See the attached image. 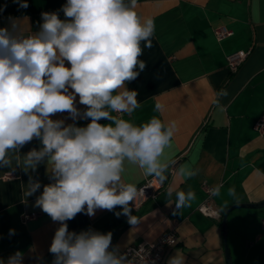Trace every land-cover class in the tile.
I'll list each match as a JSON object with an SVG mask.
<instances>
[{
  "label": "crops",
  "instance_id": "crops-1",
  "mask_svg": "<svg viewBox=\"0 0 264 264\" xmlns=\"http://www.w3.org/2000/svg\"><path fill=\"white\" fill-rule=\"evenodd\" d=\"M27 3L24 9L14 0H0V28L36 35L43 24L42 13L56 12L61 20L66 19L62 6L67 0ZM136 11L155 23L153 46L145 48L142 42L143 54L138 57L146 67L125 84L129 91H137L140 107L131 116L112 115L136 125L153 116L165 124L175 122L171 146L160 158L167 165V178L154 198L134 203L131 214L138 220L135 225L123 214L117 217L115 213L122 211L117 207L112 211L97 209L92 216L77 214L67 221L68 230L80 233L91 229L104 234L119 228L110 250L115 247L121 251L174 229L177 243L166 251L164 264L174 257L182 264H227L224 210L235 203L264 200V137L253 127L264 111V0H137ZM220 24L232 32L217 40L213 27ZM248 48L247 57L231 73L226 55ZM222 89L227 96L218 95ZM157 103L163 106L160 112L154 111ZM76 107L81 116L75 120L67 112L51 118L63 120L65 126L75 123L85 127L90 118H83L86 106L79 103L78 95ZM41 148L40 140L34 138L18 152L9 151L11 164L0 167V260L5 262L16 251L24 254V264H52L54 259L49 247L60 224L35 206L43 186L53 182L48 171L51 165L45 157L35 170L26 171L23 163L29 151ZM182 167L197 174L181 175ZM146 177L138 165L124 162L123 183L138 185ZM30 178L41 187L25 197ZM216 185H222L220 195H212L211 204L219 215L208 216L197 207L207 195L205 188ZM230 188L235 189V196L229 195ZM178 191L195 193L189 207L176 209ZM24 212L38 215L24 223ZM226 222L232 263L264 264V206L233 208ZM10 230L14 234L10 235Z\"/></svg>",
  "mask_w": 264,
  "mask_h": 264
},
{
  "label": "clouds",
  "instance_id": "clouds-1",
  "mask_svg": "<svg viewBox=\"0 0 264 264\" xmlns=\"http://www.w3.org/2000/svg\"><path fill=\"white\" fill-rule=\"evenodd\" d=\"M14 2L20 8L29 6L27 0ZM136 8L137 0H67L62 6L66 19L56 12L42 13L36 35L23 38L0 28V167L11 164L9 151L40 140L42 148L29 151L23 163L26 171L35 170L45 157L51 165L53 182L43 186L35 206L60 224L49 247L52 264H131L126 254L115 247L110 250L111 232H70L67 221L80 213L92 216L97 209L119 207L117 217L123 214L130 224L138 222L131 213L143 189L122 182L126 160L161 184L167 178V165L160 158L171 146L175 122L165 124L153 116L136 125L112 115L131 116L140 107L137 91H129L125 84L146 67L138 57L143 54L142 42L152 48L155 23L142 18ZM77 95L86 106L83 118H90L85 127L65 126L63 120L51 118L64 112L73 120L81 116ZM218 95L228 93L222 89ZM162 110L157 103L154 111ZM196 174L181 168V175ZM40 187L30 178L25 197ZM221 187L214 186L211 194L219 196ZM229 195L235 196V189L230 188ZM176 196V209L189 207L195 199L193 191H178ZM0 264H24V254L16 251ZM169 264L182 260L174 257Z\"/></svg>",
  "mask_w": 264,
  "mask_h": 264
},
{
  "label": "built area",
  "instance_id": "built-area-1",
  "mask_svg": "<svg viewBox=\"0 0 264 264\" xmlns=\"http://www.w3.org/2000/svg\"><path fill=\"white\" fill-rule=\"evenodd\" d=\"M231 32V29L224 24L213 27V33L217 40L230 35ZM14 35H20L23 38L30 36V34L23 35L19 33ZM249 51L250 48L240 49L226 55V65L231 73L238 69L240 64L247 57ZM253 127L260 136L264 137V111H262V113L255 119ZM136 187L138 189H143V195L139 196L134 202L136 205H139L148 198H154L161 188V183H159L157 178L149 176L144 178L141 183L136 185ZM205 190L207 195L198 205L197 209L205 215L218 216L219 214L217 210L213 209L211 204L212 188L206 187ZM37 215V212H24L21 215V221L25 223ZM177 239L176 231L174 229H170L161 233L154 240L140 241L135 244H130L119 251V253L126 254L127 259L131 261V264H164L166 251L177 243Z\"/></svg>",
  "mask_w": 264,
  "mask_h": 264
},
{
  "label": "water",
  "instance_id": "water-1",
  "mask_svg": "<svg viewBox=\"0 0 264 264\" xmlns=\"http://www.w3.org/2000/svg\"><path fill=\"white\" fill-rule=\"evenodd\" d=\"M264 206V200H261L259 202H247V203H235L232 204L231 206L227 207L226 210L224 211L222 215V235H223V246H224V254L226 258V263L227 264H233L230 256V251L227 243V222H226V217L227 213L236 207H250V208H259ZM119 228L112 229L104 234H107L109 232L112 233V241L115 240V235L118 232Z\"/></svg>",
  "mask_w": 264,
  "mask_h": 264
},
{
  "label": "trees",
  "instance_id": "trees-1",
  "mask_svg": "<svg viewBox=\"0 0 264 264\" xmlns=\"http://www.w3.org/2000/svg\"><path fill=\"white\" fill-rule=\"evenodd\" d=\"M225 211V210H224Z\"/></svg>",
  "mask_w": 264,
  "mask_h": 264
}]
</instances>
